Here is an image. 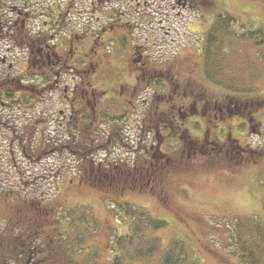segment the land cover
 Here are the masks:
<instances>
[{"label":"flooded vegetation","instance_id":"1","mask_svg":"<svg viewBox=\"0 0 264 264\" xmlns=\"http://www.w3.org/2000/svg\"><path fill=\"white\" fill-rule=\"evenodd\" d=\"M117 1L0 0V117L9 124L14 113L25 121L8 125V151L21 148L30 162L32 153L40 162L68 151L78 166V184L119 199L147 192L171 208L170 188L182 174L213 166L229 170L227 159L240 152L250 158V148L238 143L226 123L240 116L245 127L259 126L254 117L259 107L213 96L189 73L191 63L178 64L174 57L152 61L139 36L129 34L133 25ZM193 1L174 0L172 9L193 7ZM209 2L200 1L203 7ZM129 131L135 150L125 153L126 160L111 161L108 155L122 152V135ZM99 153H105L101 161L90 159ZM17 209L10 222H27ZM37 225L32 233L37 240L29 236V224L23 227L22 257L0 247V264L50 261L55 234L47 236ZM41 237L45 245L37 246Z\"/></svg>","mask_w":264,"mask_h":264},{"label":"rangeland","instance_id":"2","mask_svg":"<svg viewBox=\"0 0 264 264\" xmlns=\"http://www.w3.org/2000/svg\"><path fill=\"white\" fill-rule=\"evenodd\" d=\"M200 1L185 10H173L174 0H118L117 6L128 13L132 39L139 36L138 43L155 63L173 57L178 64L191 63L189 73L215 97L263 95L264 0H210L206 7ZM254 117L259 126L253 122L245 127L240 116L226 123L238 143L250 148V158L240 152L227 159L229 170L213 166L182 174L170 188L175 206L171 208L147 192L119 199L78 184V166L68 151L28 163L17 159L18 147H11L16 150L14 159L3 148L11 131L8 125L25 121L14 113L9 124L0 117L5 122L0 127V193L12 192L0 197V234L8 233L19 202L39 199L53 208L52 213L43 215L42 207L23 213L30 221L35 216L46 220L43 230H50L47 236L55 234L51 243L62 247L73 264H240L233 256V233L262 235L253 252L262 251L264 244V232L257 230L264 228V108L259 107ZM122 137L126 146L122 152L112 151L111 161L126 160L125 153L135 150L134 132ZM37 237L31 235L33 240ZM43 237L37 246L45 245ZM254 260L264 263V257Z\"/></svg>","mask_w":264,"mask_h":264},{"label":"trees","instance_id":"3","mask_svg":"<svg viewBox=\"0 0 264 264\" xmlns=\"http://www.w3.org/2000/svg\"><path fill=\"white\" fill-rule=\"evenodd\" d=\"M234 98L235 97H230V99H234ZM241 99L242 98H237L236 97L235 101H239ZM245 99H246L245 101L247 103H249V102L252 103L253 102L256 105L255 106L256 108H258V107L264 108V94L260 95V96H256V97L245 98ZM16 207L21 208L23 212H25V210L26 211L35 210V208L37 209L38 207H42L40 209L43 210L42 214L45 215V216L50 214V213H52V211H53V208L49 207L46 204H43L39 199H30V200L24 201V203L23 202H21V203L19 202V204ZM16 209L17 208H15V210ZM17 211H19V210L17 209ZM23 212H22V214H24ZM39 217L44 218L43 216H39ZM35 219H37L38 221H34V220L30 221V219L27 218L28 222H25V223L22 222V221L19 224H16V222H14V221L10 222L9 225H11V231L12 232H10L8 234H0V247H4L6 253L9 254L11 252V255L15 256L16 258L17 257H22L21 256L22 252L20 251L19 246H22L24 244V241L22 239V237H23V231H22L23 227L25 225H28V224L31 226L29 228V231H28V232H30L29 236H31L33 231H34L35 223L38 224L37 226H41V225L44 224V222H46L45 219L41 220L38 217H36ZM23 220L25 221V219H23ZM50 221L51 220H49V222ZM257 230H258V233H260V234L264 232V228L263 227L258 228ZM49 231L50 230L47 229V233H49ZM11 233H13V237H12ZM242 233L243 232H239V233H237V235H235V233H233L232 236H231L232 237L231 238L232 246L233 245H234V247L236 246V250H234V253H233L234 255L233 256L237 257L239 259L240 264H255L256 262H255L254 259H255L256 256L259 259L260 258L262 259L264 257V244H263V250L262 251L261 250L255 251V249H254V252L252 251V249L255 246H257L256 248L258 249L259 245H257V244L260 243V242H258V240H260V237L262 235H258V234H257V236H254V234L253 235H245V234L242 235ZM241 235L243 236L244 239L242 238ZM241 242L243 243V248H241V246H242ZM262 243H264V241ZM237 244H239V250H237ZM11 245H14V246H17V247L16 248H11ZM31 246L32 245H30L29 248H30V250L32 252L33 251V248H32L33 246L32 247ZM7 248H9V250ZM53 250H54L53 253H48V255H49L48 256L49 257L48 261L49 260L50 261L47 262L46 264H50V263H52V264H73L72 261H68L67 258H65L62 247H60V246L58 247L54 243Z\"/></svg>","mask_w":264,"mask_h":264}]
</instances>
